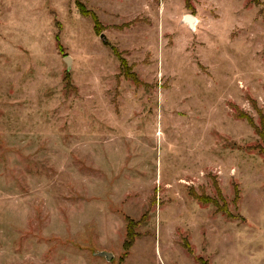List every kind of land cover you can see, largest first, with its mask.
Returning a JSON list of instances; mask_svg holds the SVG:
<instances>
[{"label":"rangeland","instance_id":"obj_1","mask_svg":"<svg viewBox=\"0 0 264 264\" xmlns=\"http://www.w3.org/2000/svg\"><path fill=\"white\" fill-rule=\"evenodd\" d=\"M0 264H264V0H0Z\"/></svg>","mask_w":264,"mask_h":264},{"label":"water","instance_id":"obj_2","mask_svg":"<svg viewBox=\"0 0 264 264\" xmlns=\"http://www.w3.org/2000/svg\"><path fill=\"white\" fill-rule=\"evenodd\" d=\"M185 22L190 26V23L192 22L191 17H186ZM65 63L67 66L70 65L69 58L65 59ZM99 256H103L107 261H109L112 258V255L106 252H100Z\"/></svg>","mask_w":264,"mask_h":264},{"label":"trees","instance_id":"obj_3","mask_svg":"<svg viewBox=\"0 0 264 264\" xmlns=\"http://www.w3.org/2000/svg\"><path fill=\"white\" fill-rule=\"evenodd\" d=\"M123 66V65H122ZM136 236H133V232L131 231V227L127 228V241L125 244V250L127 253V250L130 248L132 242H133V238H135Z\"/></svg>","mask_w":264,"mask_h":264},{"label":"bare ground","instance_id":"obj_4","mask_svg":"<svg viewBox=\"0 0 264 264\" xmlns=\"http://www.w3.org/2000/svg\"><path fill=\"white\" fill-rule=\"evenodd\" d=\"M192 22L190 23V27H193V23H196L193 18H191Z\"/></svg>","mask_w":264,"mask_h":264}]
</instances>
